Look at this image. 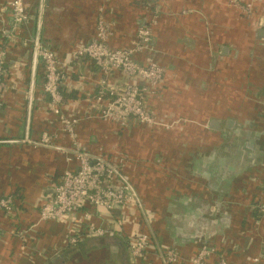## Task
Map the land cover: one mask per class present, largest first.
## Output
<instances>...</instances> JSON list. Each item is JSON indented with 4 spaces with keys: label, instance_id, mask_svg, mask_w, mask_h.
Segmentation results:
<instances>
[{
    "label": "crops",
    "instance_id": "obj_1",
    "mask_svg": "<svg viewBox=\"0 0 264 264\" xmlns=\"http://www.w3.org/2000/svg\"><path fill=\"white\" fill-rule=\"evenodd\" d=\"M232 1L261 4L256 12H263L264 0H147L148 8L141 0L25 1L30 21L18 30L20 39L5 58L9 73L0 117V196L13 198L14 213L0 212V264H128L126 249L121 256L117 241L106 238L119 240L118 234L86 238L73 248L65 243L70 222L41 221L38 214L46 190L77 162L31 142L48 130L43 69L40 64L33 68L31 42L38 36L58 58L67 59L95 37L99 18L110 26L107 43L112 48L129 47L137 27L155 20L151 48L134 57L141 63L154 59L163 68L159 90L147 100L156 123H132L142 128L145 139L144 170L142 162L132 163L145 183L137 184L138 172L127 177L154 214L157 240L182 256L174 264H189L187 259L204 243L224 257L223 248L239 249L233 258L237 264H250L264 250V218L253 215L264 191V26H255ZM3 17L9 20L8 12ZM70 71L65 93L79 108L102 72L89 60L74 62ZM109 81L122 83L125 77L113 74ZM84 122L77 136L88 150L108 154L100 143L113 142L117 155L125 151L121 142L131 128ZM53 142L70 145L60 133ZM154 144L160 147L155 154ZM115 160L123 167V161ZM153 160L162 169L160 190L147 168ZM109 216L92 214L90 220L107 223ZM16 229L27 232L18 235ZM99 253L100 262H92L90 256ZM148 263L161 264L155 257Z\"/></svg>",
    "mask_w": 264,
    "mask_h": 264
},
{
    "label": "built area",
    "instance_id": "obj_2",
    "mask_svg": "<svg viewBox=\"0 0 264 264\" xmlns=\"http://www.w3.org/2000/svg\"><path fill=\"white\" fill-rule=\"evenodd\" d=\"M25 1L4 0L0 5V117L3 92L8 86L6 77L9 69H6L5 58L10 47L20 39L18 30L30 21ZM148 1L159 4L161 0ZM239 5L242 11H251L246 4ZM5 12H8L9 20L3 17ZM7 21L9 24H6ZM153 23L154 19L139 25L129 47L112 48L107 43L110 26L99 18L95 37L73 49L67 59L58 58L50 48L41 44L38 36L31 42V62L33 68L40 64L43 69L42 95L48 100L44 118L48 130H43L37 140L31 142L63 152L68 160L77 162L76 168L64 170L56 183L46 190L38 207L39 219L70 222L72 226L65 238L68 246L86 238L118 234L125 242L128 264H149L150 257H155L161 264H174L182 256L171 246L157 240L153 228L154 214L122 172V165L88 150L78 139L77 128L82 122L91 120L111 122L120 128H128L132 123L155 125L156 117L148 108L147 100L159 90L163 68L154 60L141 63L134 57L151 48L150 28ZM84 60L94 63L102 72V77L91 94H87L86 104L73 108L77 105L66 97L65 86L73 63ZM118 73L125 77V81L110 82L109 78ZM54 127L56 129L52 130ZM59 133L68 137L69 146L53 142ZM254 209L262 219L264 191L263 196L254 202ZM0 212L13 215L14 200L10 195L0 196ZM102 212L110 215L107 223L96 224L90 220L92 214L100 218ZM26 232L27 229L22 232L16 229L18 235L25 236ZM261 255L254 256L251 264H263L264 256ZM187 261L189 264H229L208 243L201 245Z\"/></svg>",
    "mask_w": 264,
    "mask_h": 264
},
{
    "label": "rangeland",
    "instance_id": "obj_3",
    "mask_svg": "<svg viewBox=\"0 0 264 264\" xmlns=\"http://www.w3.org/2000/svg\"><path fill=\"white\" fill-rule=\"evenodd\" d=\"M231 3L237 5L239 7V9L241 10L240 5L237 2L232 1ZM243 4H246L247 6H249L251 11L248 12V10L244 9L245 12L241 10V14L244 15L249 20L252 19L254 24H255V26H261L264 23V7H263L262 14L258 15L257 14L258 12H256V10H257V8L258 9L262 8L261 4H252L251 2L243 3ZM157 19H158V17H157ZM149 21H151V20H148V22ZM153 25H156V24L153 23ZM153 25H152V28H153ZM150 30H151V28H150ZM138 127L139 126H134V125L133 126L130 125V127H128V128L126 127L127 129L131 128L133 132L129 133L127 136H125L123 142H121V143L124 144V148L123 149L127 153H129L130 158L133 160V163H137L139 161L142 162V169L141 170H144V164L143 163L146 160L144 159V157H142V155H144L143 151L146 150V148L144 147L143 144H141V141L143 142L145 139H143L144 136L142 135V131H140V130H142V128L141 127L138 128ZM124 129L125 128H121L122 131ZM85 138H87L86 135H85ZM100 144H102L101 147H104V149H106V150H112L113 145H114L113 143H106V142H101ZM127 149H133L134 151L129 152ZM157 150H160V147L159 146L156 147V145L154 144V148H153L152 152L155 154V152H157ZM114 152H115L114 154H116V155L118 154L117 151H114ZM150 156H151V158L153 157L152 155H150ZM145 164H146V162H145ZM147 168H148V171H151V173L155 174V175H153V176H155V178H158L156 180V185H158L157 186L158 190H160L161 180L159 179V177H160V174H161V171H162L161 166L159 165V163H156L153 160L151 162V165H149ZM139 171L140 170H138V168L134 167L133 170L131 171V173L134 175L135 172H138L137 175H136V178H137V181H138L137 184H141L142 185L145 182H143L144 179L141 178L142 174ZM148 175H149V173H148ZM139 182H142V183H139ZM156 197H158V196H156ZM159 198H160V195H159ZM150 205H153V203H150ZM154 207H156V206H154ZM221 251L228 253V255H226L227 257H225V258H228L226 260H227V262L229 264H231V262L234 263L233 258H236L235 255L236 256L240 255V250L239 249H230V251H229V250L223 248ZM101 256H102V254H100V253L97 254V255L95 254V255H92V258L90 256V259H91L92 262H96L97 261V263H98L101 260Z\"/></svg>",
    "mask_w": 264,
    "mask_h": 264
},
{
    "label": "trees",
    "instance_id": "obj_4",
    "mask_svg": "<svg viewBox=\"0 0 264 264\" xmlns=\"http://www.w3.org/2000/svg\"><path fill=\"white\" fill-rule=\"evenodd\" d=\"M141 2H142V4L146 7V8H148L147 6H149V4H148V2H147V0H141ZM147 12H148V10H146ZM146 24V23H145ZM152 60H154V59H152ZM92 122H99V121H97V120H91ZM82 123H88V122H82ZM100 124H103V122H99ZM107 124L108 125H116V124H113V123H111V122H107ZM138 125H142V126H145V125H143V124H138ZM93 127H94V130L95 129H97L98 130V125H92ZM102 128V127H101ZM100 137V136H99ZM98 137V138H99ZM101 138H107L105 135L104 136H102ZM100 139V138H99ZM113 143V142H112ZM104 150L102 149V150H96L95 151V153H100V154H102V155H105V156H107L108 158H111V160L112 161H114L117 157H118V160L119 161H123V162H121L122 164H124L123 165V167H122V172L127 176V175H129L130 176V173H131V171L133 170V168L135 167L132 163H133V160L131 161V162H124L125 160H128V157H130L128 154H127V152H125V151H123V150H121V152L119 153V155H115L114 154V151L113 150H110V151H108L109 153L108 154H105L104 152H103ZM117 161V160H116ZM118 162V161H117ZM134 166V167H133ZM151 191V190H150ZM254 211H255V213L253 214L254 215V217L257 219V220H260L261 219V215L259 216V213L257 212V210L256 209H254ZM261 221V220H260ZM109 241H112V242H114L112 239L114 238L116 241H117V244H116V246L118 247L117 249H119V251H120V253H121V256H124V253H125V242H124V240L123 239H119L118 240V238L117 237H113V236H107L106 237ZM82 243H80V244H78V245H81ZM77 245V244H76ZM77 245V246H78ZM70 247V246H69ZM69 247L67 248V249H65L64 251H67L68 249H69ZM74 247H76V246H73V248ZM262 248V247H261ZM73 250V249H72ZM217 252L219 253V249L217 250ZM263 254V255H261V257L262 256H264V250H260L259 252H258V254ZM71 255H74V253H72ZM231 262V261H230ZM263 262H264V259H263ZM231 264H237L235 261H234V263L233 262H231Z\"/></svg>",
    "mask_w": 264,
    "mask_h": 264
},
{
    "label": "water",
    "instance_id": "obj_5",
    "mask_svg": "<svg viewBox=\"0 0 264 264\" xmlns=\"http://www.w3.org/2000/svg\"><path fill=\"white\" fill-rule=\"evenodd\" d=\"M154 41V38H152V42Z\"/></svg>",
    "mask_w": 264,
    "mask_h": 264
}]
</instances>
